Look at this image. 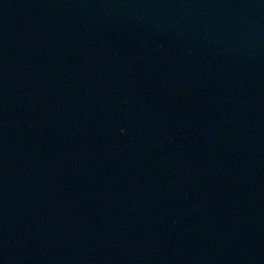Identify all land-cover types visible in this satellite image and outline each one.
Instances as JSON below:
<instances>
[{
  "label": "water",
  "instance_id": "obj_1",
  "mask_svg": "<svg viewBox=\"0 0 264 264\" xmlns=\"http://www.w3.org/2000/svg\"><path fill=\"white\" fill-rule=\"evenodd\" d=\"M0 264H264V0H0Z\"/></svg>",
  "mask_w": 264,
  "mask_h": 264
}]
</instances>
